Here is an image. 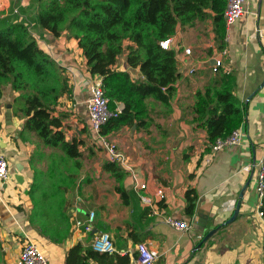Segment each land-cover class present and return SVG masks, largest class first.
Masks as SVG:
<instances>
[{"label": "crops", "instance_id": "obj_1", "mask_svg": "<svg viewBox=\"0 0 264 264\" xmlns=\"http://www.w3.org/2000/svg\"><path fill=\"white\" fill-rule=\"evenodd\" d=\"M4 1L0 0L2 4ZM9 8L0 11V27L10 23L5 20L10 17ZM243 8L241 19L226 33L225 54L216 49L211 18L191 27H178L175 32L180 40L176 56L178 77L167 104L146 99L144 125L135 122L107 135L117 150L128 155L149 196L153 197L157 188L163 189L165 200L158 203L159 217H151L150 210L138 198L134 205L131 201L130 205L123 203L114 191L113 178L103 171L106 156L90 145L86 100L87 82L93 76L87 72L86 59L77 41L67 33L53 37L36 25L40 49L59 66L73 69L69 77L65 73L72 98L62 97L56 107V113L67 115L63 123L65 138L82 140L85 148L94 150L93 154L88 150L90 155L86 156L90 157V167H82L79 180L68 194L67 214L72 223L85 219L91 211L95 213L93 234L109 233L114 244L115 251L108 254L110 264H136L140 243L158 253L154 264H264V218L258 216L256 209V169L249 173L242 170L263 156L264 0H245ZM184 49H189L190 54L185 55ZM219 58L223 62L220 69L235 77L233 94L245 107L246 114L239 128L241 142L210 155V150H206V132L195 121L193 107L196 92L211 81L212 66ZM113 68L127 72L133 82L144 80L139 69L126 64V54L119 56ZM13 98L10 86L3 87L0 154L6 157L12 176L0 193L4 263L16 264L21 242L28 238L39 244L50 264H64L71 247L79 242L88 245L92 237L70 233L63 243L54 244L28 224L32 204L27 190L33 176L29 158L38 140L32 134L21 136L23 119L12 114ZM29 137L37 142L33 144ZM18 175L22 176V183L16 180ZM87 179L89 182L84 183ZM132 185L131 177L125 175V190L135 194ZM189 189L197 195L192 217L185 214V192ZM235 210L237 214L228 222ZM164 217L187 221L190 229L175 230L163 221ZM199 221L204 224L202 227Z\"/></svg>", "mask_w": 264, "mask_h": 264}, {"label": "trees", "instance_id": "obj_2", "mask_svg": "<svg viewBox=\"0 0 264 264\" xmlns=\"http://www.w3.org/2000/svg\"><path fill=\"white\" fill-rule=\"evenodd\" d=\"M36 1L37 27L53 37L67 33L76 40L88 71L101 78L109 108L122 106L121 114L102 127L100 133L104 136L135 122L144 125L146 99L167 104L175 90L177 62L174 51L162 50L159 42L173 36L178 27H191L211 18L216 49L222 52L226 48L223 12L227 0ZM122 54H126L130 68L139 69L143 81L133 82L127 72L113 68ZM5 86H10L14 96L13 116L23 119L21 136L32 134L38 140L29 158L33 176L27 190L32 204L27 222L42 238L61 244L71 233L68 194L80 177V147L84 142L66 140L63 123L67 115L56 113L62 97L72 98L64 69L40 49L22 23L0 27V98ZM234 87V75L218 68L211 81L195 94L193 111L195 121L206 132V150L244 121L245 107L234 96ZM102 168L113 178L114 191L123 203L133 204L137 197L125 190L122 168L110 162ZM185 200V214L192 217L197 200L194 190L185 192ZM262 202L264 214V196ZM108 257L95 252L90 244L79 242L67 251L64 264H110ZM0 264H5L1 242Z\"/></svg>", "mask_w": 264, "mask_h": 264}, {"label": "built area", "instance_id": "obj_3", "mask_svg": "<svg viewBox=\"0 0 264 264\" xmlns=\"http://www.w3.org/2000/svg\"><path fill=\"white\" fill-rule=\"evenodd\" d=\"M245 0H227L226 7L223 12V19L225 21L226 33L231 26L237 23L244 14ZM3 4H0V10ZM11 14L14 17L22 16L25 21L22 22L27 27V30L36 40L35 36L30 31V24L32 23L26 16L22 15L17 8H12ZM21 24V23H20ZM37 41V40H36ZM159 46L162 50H173L175 57L180 52V40L176 33L159 42ZM185 55L190 54L189 49H184ZM225 54V51L222 52ZM58 64V63H57ZM59 65V64H58ZM223 66L222 60L219 58L214 61L212 71L216 72L218 68ZM69 77L72 74V68L62 67ZM87 72L92 75L87 68ZM191 70L189 71V74ZM87 82L88 97L86 100V109L88 116V137L90 145L99 149L107 158V162L115 163L119 165L126 175L130 176L133 182L132 188L137 196L139 202L150 210L151 217H159L158 203L165 200V194L163 189L157 188L153 194V197L147 193V186L145 183L139 181L138 176L134 172L129 162L128 155L116 149L115 145L100 133L102 127L113 118H117L122 112V106L116 104L114 108H109V99L105 96L102 89L101 78L97 75H92ZM241 142L240 129L234 130L229 136L223 139H217L214 144L210 146V155L229 148L235 147ZM263 156L258 159L257 162L251 166L243 167L244 172H250L253 168L256 169L255 191L257 194V214L259 217L264 218L262 211L263 208V196H264V143L261 148ZM209 162V160H207ZM12 179L11 172L9 171V163L2 154H0V193L3 186ZM95 213L89 212L85 219L74 220L71 226V233H79L82 235L93 234L94 230ZM169 227L179 230L188 231L190 229L187 221L177 220L173 217H164L163 220ZM89 244L92 249L97 253L112 254L115 251L112 238L109 233L101 232L99 234H93ZM138 260L136 264H154L158 258V253L150 249L146 244L140 243L137 245ZM16 264H50V261L44 251L41 250L39 244L32 239H24L21 242L20 252L16 261Z\"/></svg>", "mask_w": 264, "mask_h": 264}, {"label": "rangeland", "instance_id": "obj_4", "mask_svg": "<svg viewBox=\"0 0 264 264\" xmlns=\"http://www.w3.org/2000/svg\"><path fill=\"white\" fill-rule=\"evenodd\" d=\"M43 1H47V0H43ZM4 3H5V5H4ZM4 3H3V7H2V9L0 10V11H4V9L6 8V7H9L10 6V8H9V10H8V12H7V14L10 16L9 18H11V17H13L11 20L8 18V19H6L5 18V20L7 21V22H10V23H22V22H24L25 21V19L22 17V16H19V17H14L12 14H11V11H12V8H17V9H19V11H20V13L22 14V15H24V16H26L27 18H29L30 20H32V23L30 24V31H31V33L35 36V38H36V40H38V39H40L38 36H37V33H36V25H37V23H36V21L34 20V13H35V11L37 10V6H38V3H37V1L36 0H5L4 1ZM0 4H1V2H0ZM12 6V7H11ZM0 16H1V14H0ZM1 21V20H0ZM213 72V71H212ZM214 74H216L217 73V71L216 72H213ZM29 138H31V137H29ZM28 138V139H29ZM30 141H32L33 142V144L35 143V142H37V140L35 139V138H31V140ZM85 144L83 143V145H82V162H83V166H85L86 168L87 167H90V162L88 161L89 160V158L90 157H88V158H86V156L88 155H90L89 154V152H88V150L90 151V152H92V154L94 153L93 151V149L92 148H90V149H88V148H85L86 146H84ZM35 146H37V144L35 143ZM36 148V147H35ZM46 152H47V150H46ZM85 159H86V162H85Z\"/></svg>", "mask_w": 264, "mask_h": 264}, {"label": "water", "instance_id": "obj_5", "mask_svg": "<svg viewBox=\"0 0 264 264\" xmlns=\"http://www.w3.org/2000/svg\"><path fill=\"white\" fill-rule=\"evenodd\" d=\"M16 180H17L19 183H22L23 178H22V176H19V175H18V176H16ZM242 195H243V191L240 193L239 197H242ZM237 205H238V206H237V209L239 210V206H240V204L238 203ZM238 210H235L233 216L228 220V222H230V221H232V219H234V217H235V215L237 214V211H238ZM198 225L202 227L204 224H201V222L199 221V222H198ZM208 236H209V234H208L206 237H208ZM198 246H200V245H198Z\"/></svg>", "mask_w": 264, "mask_h": 264}]
</instances>
